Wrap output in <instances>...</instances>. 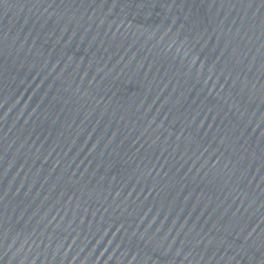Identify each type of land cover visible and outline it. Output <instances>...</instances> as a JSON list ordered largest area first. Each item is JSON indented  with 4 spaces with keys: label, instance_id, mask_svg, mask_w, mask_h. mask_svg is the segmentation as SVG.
Masks as SVG:
<instances>
[{
    "label": "water",
    "instance_id": "95a60500",
    "mask_svg": "<svg viewBox=\"0 0 264 264\" xmlns=\"http://www.w3.org/2000/svg\"><path fill=\"white\" fill-rule=\"evenodd\" d=\"M0 264H264V0H0Z\"/></svg>",
    "mask_w": 264,
    "mask_h": 264
}]
</instances>
